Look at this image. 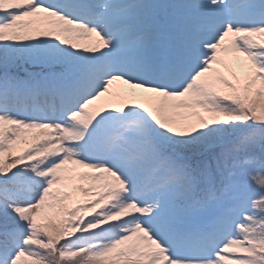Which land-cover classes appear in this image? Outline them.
<instances>
[{"label":"snow or ice","instance_id":"1","mask_svg":"<svg viewBox=\"0 0 264 264\" xmlns=\"http://www.w3.org/2000/svg\"><path fill=\"white\" fill-rule=\"evenodd\" d=\"M0 264H264V0H0Z\"/></svg>","mask_w":264,"mask_h":264},{"label":"rangeland","instance_id":"2","mask_svg":"<svg viewBox=\"0 0 264 264\" xmlns=\"http://www.w3.org/2000/svg\"><path fill=\"white\" fill-rule=\"evenodd\" d=\"M226 59H229L230 60L231 57L230 56L229 57H226ZM214 67H220L221 72H223V74H225V75H228V73L221 66L217 65V66H214ZM114 87H117L118 88V87H126V86L114 85ZM81 171H88V170L87 169H81ZM63 190L64 191H69V192H72L73 191L71 185H69L68 187H65ZM74 198L75 199H80V200H84L85 199L82 195H80L78 193L75 194ZM69 202H71V200Z\"/></svg>","mask_w":264,"mask_h":264}]
</instances>
